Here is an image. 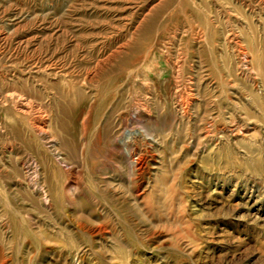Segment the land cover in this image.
<instances>
[{"label":"rangeland","instance_id":"obj_1","mask_svg":"<svg viewBox=\"0 0 264 264\" xmlns=\"http://www.w3.org/2000/svg\"><path fill=\"white\" fill-rule=\"evenodd\" d=\"M243 1L0 0V264H264V71L241 53L264 60V5ZM211 60L256 121L219 148ZM134 129L137 177L110 161Z\"/></svg>","mask_w":264,"mask_h":264},{"label":"bare ground","instance_id":"obj_2","mask_svg":"<svg viewBox=\"0 0 264 264\" xmlns=\"http://www.w3.org/2000/svg\"><path fill=\"white\" fill-rule=\"evenodd\" d=\"M256 3L259 6L262 5V4L264 5V0H257ZM242 5L246 6V0L243 1ZM17 24H20V23H17ZM134 32H136V31H134ZM231 37L232 38H231L230 42H232L235 45H240V41L238 40V38H239L238 36L232 35ZM204 38H205V36H204ZM199 39H200L199 40V45H200L199 48H201V45L204 43L205 40H203V36H199ZM241 46H239V47H241ZM241 53H243V55L246 58V64L249 66V69L248 68L247 69L250 70L251 72L256 73V75L258 73L261 76V73H263V71H264V60H263V57L260 56L259 50L258 49L253 50L252 53L251 52L249 53V52L241 51ZM209 66H210V74L213 77L212 80L214 79L213 83H214V85H217L215 87V89H217V90H219V89L221 90L222 89L221 91L225 95V93H227V87H229V86H232V88L236 87L237 80H235L234 82L227 81L226 78L224 77V75H222V71L220 70L219 66L217 65V63L215 61L211 60ZM243 98H245V96L243 95L242 92L232 91L229 96H228V94L225 95V98H224V101H223V102H225L224 106L220 105V103H217L216 105L219 108H215L214 107L215 110L216 109L218 110V112L214 113L215 114V115H213L214 117L211 115L212 116V120L209 123V126L213 127L214 132H215V137L217 139V144L215 145V147L219 148L218 145L222 144L221 142L225 141L226 135H229V133L231 135H233V136H241V137L244 136V138H245V136H247V137L250 136V131L255 130V127H253V126L256 123V121L253 120L252 118H249L247 116V114H244L243 113V108L239 104L242 101ZM7 99H8V97H7ZM189 104H192V103H188V105ZM179 107H180V111H182V114L185 115L184 117L189 118L188 111L184 110L185 108L183 107V105L179 104ZM212 107H213V105H212ZM245 113H246V111H245ZM247 113H248V111H247ZM138 115L139 114L137 112L133 113L132 116H130L129 113H127V112H123L122 115L119 116V120H122V121H125V122L131 120L132 122H136L134 124H139V123L141 124L142 122L146 123V120L141 119V118L139 119ZM54 124H55V122L52 120V118L50 116H48V121L46 119H42L39 122V126H38V129L41 130V132H43L45 134L48 133V137H49L48 139H50L49 143L51 145V148H54L56 146L55 137L53 135V130L56 128V125H54ZM45 129H48V131L45 130ZM34 132H35V130H34ZM207 132L210 133V131H207ZM199 133H201V132H199ZM122 134H123V136H125L126 132L122 130V133L120 135H122ZM127 134H128V136L126 138L124 137L125 139L121 141V145L120 146H115L113 149H111L112 153H114V154H112L110 161L114 162V163H116V162L117 163L118 162L123 163L125 169L129 173H131L133 176H136V177L137 176H142L144 174L146 168L148 167L147 162H146L148 159H146V155L145 154H143L140 150H138L135 147V144H137L138 138H142L143 139L145 137L144 136L142 137L141 134H143V132L142 131H137V129L136 130L134 129L133 131H131V132L127 133ZM205 135H204V137H205ZM207 135H208V133H207ZM148 138L150 140L154 139V138L152 139V137H148ZM144 142H145V140H144ZM142 147H144V146H142ZM138 148H140V146ZM68 149H70V148H68ZM79 152H80L79 150H73L72 153L75 156H76V154L78 156L80 154ZM81 155H84V152L81 153ZM114 159H116V160H114ZM56 160L57 161L59 160V162L64 164L65 167H66L65 169H66V172H67V175H68L69 178H68L67 184L65 185V187L63 189L64 190L63 192H64L65 196H67V198L69 199L70 203L74 205L76 203V201H75L76 194L80 195L81 193H83V190H84V187H85L84 182H83V166H80L79 164L72 165L70 163L69 158L67 157V155L59 154L58 152H57V155H56ZM156 162L157 161L155 160V164H156ZM158 164H159V162H157V167H158ZM157 167H154V168H157ZM58 199H59V197H58ZM90 232L92 234H100V235H102L104 233L105 234L109 233L108 228L105 225L101 226V225H96V224H95V226L93 225L92 227H90Z\"/></svg>","mask_w":264,"mask_h":264}]
</instances>
